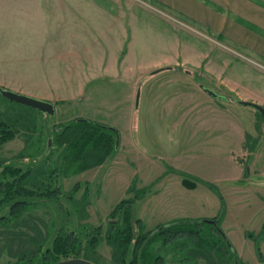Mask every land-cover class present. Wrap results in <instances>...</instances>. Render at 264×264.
I'll list each match as a JSON object with an SVG mask.
<instances>
[{
	"label": "rangeland",
	"instance_id": "374dc122",
	"mask_svg": "<svg viewBox=\"0 0 264 264\" xmlns=\"http://www.w3.org/2000/svg\"><path fill=\"white\" fill-rule=\"evenodd\" d=\"M0 88L55 110L32 112L0 95L17 130L0 159L22 152L15 166L39 174L68 164L84 137L105 146L86 150L77 173L59 172L54 202L0 225V264L30 256L55 232L88 225L103 234L121 201L142 223L136 233L216 217L235 262L264 264V120L236 103L264 108V60L248 48L159 0H0ZM154 251L165 264L192 262L184 247L157 242ZM114 254L102 240L93 257L118 264ZM193 262L234 264L205 250Z\"/></svg>",
	"mask_w": 264,
	"mask_h": 264
},
{
	"label": "trees",
	"instance_id": "16d2710c",
	"mask_svg": "<svg viewBox=\"0 0 264 264\" xmlns=\"http://www.w3.org/2000/svg\"><path fill=\"white\" fill-rule=\"evenodd\" d=\"M25 108L32 110L28 107ZM81 123L93 127V123L89 121L81 120ZM96 126L100 131L103 129L113 132L115 138H118L114 128L112 130L101 125ZM16 134L17 130L14 128L13 121L4 120L0 113V147L13 139ZM82 143L83 145L77 149L76 156L70 158L68 164L67 161L64 162L63 168L54 169L53 167L50 170L48 168L50 165H48L46 170L39 174L33 173L30 166H27L25 170L15 166L16 160L24 156L22 152L10 160L0 159V225L18 220L39 201L54 202L62 194L59 181H56L61 177L60 173L64 176L77 173V163H83L80 159L86 158L85 151L89 148L95 150L104 146V142H100L99 138L89 136L84 137ZM81 152L84 154L81 155ZM34 156H36V152L31 155V157ZM67 165L73 170L72 172L66 173L65 166ZM119 206H123L124 209L117 217ZM6 208H8L7 213H2ZM131 208L132 204L129 201H121L116 205L110 212L112 219L107 222L103 234L100 226L92 229L88 225L66 233L55 232L44 244L36 245L37 250L34 253L31 252L30 256L21 254L9 264H53L60 259L67 258H83L98 264L93 254L95 255L96 248L102 240H105L106 244L115 251L112 256L116 258L118 264H165L164 256L154 251L157 242L164 250L179 251L183 247L191 250L186 252L187 254L183 257V259L192 261L191 264H195L193 261L198 252L202 253L204 250L213 252L229 262H235L236 257L232 248L219 229L218 218L202 222L176 220L159 226L153 231L136 233L134 227H139L138 230L141 231L142 223L138 218H135ZM201 223L207 225V228L197 227ZM175 241H180L182 244H177L179 246L175 248L173 243ZM190 246L193 248L190 249ZM129 253H131V258L127 261ZM181 258H179L180 261Z\"/></svg>",
	"mask_w": 264,
	"mask_h": 264
},
{
	"label": "crops",
	"instance_id": "0c3cea01",
	"mask_svg": "<svg viewBox=\"0 0 264 264\" xmlns=\"http://www.w3.org/2000/svg\"><path fill=\"white\" fill-rule=\"evenodd\" d=\"M159 1L264 60V2L261 0Z\"/></svg>",
	"mask_w": 264,
	"mask_h": 264
},
{
	"label": "water",
	"instance_id": "95a60500",
	"mask_svg": "<svg viewBox=\"0 0 264 264\" xmlns=\"http://www.w3.org/2000/svg\"><path fill=\"white\" fill-rule=\"evenodd\" d=\"M203 90L209 96L217 98L216 93H214L212 90H209L207 88H204ZM0 95L8 101L30 107L43 114L52 116L55 113L53 104L50 102L44 101V100H40L37 98H33V97H30L24 94H20V93L11 91V90H5L2 88H0ZM236 103L238 105L251 107L257 110L261 114L264 120V108L262 106L255 104L253 102L241 101V100L236 101ZM110 129L114 130L113 128H110ZM53 264H95V263H93L92 261L83 259V258H67V259H61ZM234 264H238V263L234 262Z\"/></svg>",
	"mask_w": 264,
	"mask_h": 264
}]
</instances>
